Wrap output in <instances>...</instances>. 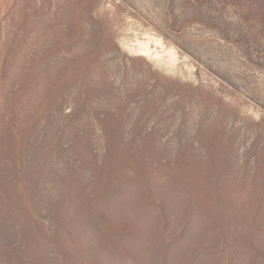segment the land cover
<instances>
[{
  "label": "rangeland",
  "instance_id": "obj_1",
  "mask_svg": "<svg viewBox=\"0 0 264 264\" xmlns=\"http://www.w3.org/2000/svg\"><path fill=\"white\" fill-rule=\"evenodd\" d=\"M0 264H264V0H0Z\"/></svg>",
  "mask_w": 264,
  "mask_h": 264
},
{
  "label": "bare ground",
  "instance_id": "obj_2",
  "mask_svg": "<svg viewBox=\"0 0 264 264\" xmlns=\"http://www.w3.org/2000/svg\"><path fill=\"white\" fill-rule=\"evenodd\" d=\"M149 48V47H148ZM143 50V49H142Z\"/></svg>",
  "mask_w": 264,
  "mask_h": 264
}]
</instances>
